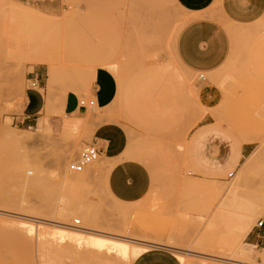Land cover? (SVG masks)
I'll return each instance as SVG.
<instances>
[{"label": "rangeland", "instance_id": "rangeland-1", "mask_svg": "<svg viewBox=\"0 0 264 264\" xmlns=\"http://www.w3.org/2000/svg\"><path fill=\"white\" fill-rule=\"evenodd\" d=\"M47 1L0 0V218L29 228L0 219V264L101 263L58 231L129 246L105 264H131L155 246L171 248L183 264H264V249L251 243L264 218V17L237 30L228 61L203 80L175 54L190 19L175 1ZM98 67L115 75V100L66 115L68 92L94 99ZM37 73L45 105L27 120ZM202 85L211 87V104L199 100ZM207 114L211 128L201 135L195 128ZM100 122L124 130L126 148L150 170L153 186L140 200L111 193L106 153L69 171ZM16 139L18 152H33L30 165L6 158ZM127 223L129 237L120 236Z\"/></svg>", "mask_w": 264, "mask_h": 264}, {"label": "crops", "instance_id": "crops-1", "mask_svg": "<svg viewBox=\"0 0 264 264\" xmlns=\"http://www.w3.org/2000/svg\"><path fill=\"white\" fill-rule=\"evenodd\" d=\"M177 5L190 15L180 29L174 44L175 54L179 62L186 68L197 73H212L220 69L229 59L232 52L230 27L244 29L255 26L264 17V0H174ZM48 7H59L61 0H48ZM42 64V63H34ZM46 65V64H44ZM38 74V73H37ZM39 75V74H38ZM43 77L40 76V86ZM49 83V82H48ZM118 83L115 75L106 68L98 67L93 83V97L99 108L109 107L116 98ZM210 86H201L198 97L204 105L211 104L208 93ZM45 96L36 88H31L26 96L27 120L43 109ZM79 105V97L68 92L64 112L66 115H79L86 111ZM211 116L205 115L197 124L195 131L205 135L211 128ZM93 143L97 144L101 153L110 159L107 166V182L111 193L122 201L133 202L143 198L152 184L148 167L131 153L127 146L124 130L111 122H100L96 127ZM132 154V153H131ZM264 219V218H263ZM17 238L21 234L14 233ZM251 243L264 249V223L257 226L252 235ZM131 264H183L171 248L164 246L152 247L139 254Z\"/></svg>", "mask_w": 264, "mask_h": 264}, {"label": "bare ground", "instance_id": "bare-ground-1", "mask_svg": "<svg viewBox=\"0 0 264 264\" xmlns=\"http://www.w3.org/2000/svg\"><path fill=\"white\" fill-rule=\"evenodd\" d=\"M174 1V0H173ZM176 2V1H175ZM21 7H23L22 5L20 6V8ZM19 8V9H20ZM22 9V8H21ZM25 10V9H24ZM23 12V11H22ZM23 14V13H22ZM25 15V14H24ZM187 19V18H186ZM185 22V21H184ZM180 26V25H179ZM178 26V27H179ZM179 28H181V27H179ZM180 30V29H179ZM179 30H178V32H179ZM230 30L232 31V34H235V33H237V31L235 30V29H233V28H231L230 27ZM176 32H177V30H176ZM52 68V67H51ZM53 72V71H52ZM52 72H50L51 74H50V78H51V76L54 74H52ZM53 78H54V76H53ZM53 78H51V79H53ZM50 82H51V80L49 81V83H48V85L49 86H52V85H50ZM52 82H54V81H52ZM57 82V81H56ZM54 84V83H53ZM66 94V93H65ZM54 96V95H53ZM66 95H64V97H65ZM48 98V97H47ZM61 98V97H60ZM62 99V98H61ZM55 101V100H54ZM50 103H51V101H49ZM52 102H53V100H52ZM49 103V104H50ZM48 104V103H47ZM56 104V103H55ZM49 108L51 107V105L49 106V105H47ZM19 136H20V134H19ZM15 139V138H14ZM21 142V139L20 140H13V142L11 143V145H12V147L11 148H9L8 147V149H6V151H5V156H6V158H8V159H10V160H19V159H23V157L26 159V160H24V162L26 163V164H28V165H30L29 164V161H28V158L29 157H32V158H35V157H33V152H28V151H26L24 154H21L20 152H18L19 150H17V145H18V143H20ZM19 147V146H18ZM132 153V154H131ZM131 153H129L128 154V156H133L134 154H133V152H131ZM138 157H140V158H142V159H144V160H146V159H148L145 155H143V154H139L138 155ZM146 158V159H145ZM79 159H80V157H79ZM78 159V160H79ZM77 161V160H76ZM9 162V161H8ZM72 163V162H71ZM70 163V164H71ZM69 164V165H70ZM89 165V164H88ZM36 170H35V174H36V180L38 179V178H42V177H38V176H40L41 175V172L44 170V168H43V170L41 169V166L38 168H35ZM28 171V170H27ZM26 171V172H27ZM30 171V170H29ZM69 171L70 172H76V171H72V170H70L69 169ZM81 172V171H80ZM29 173V172H28ZM33 173V172H32ZM35 177V176H34ZM35 179V178H34ZM35 180V181H36ZM34 181V182H35ZM37 181H39V180H37ZM25 182V181H24ZM28 182V181H27ZM31 183V182H30ZM37 183H39V182H37ZM40 183H42V181H41V179H40ZM35 185V184H34ZM31 186V185H30ZM153 186V185H152ZM10 199V198H9ZM1 219V221H2V223L4 224V225H24L23 223H24V219L22 220V222H19V221H14V220H9V219H6V218H0ZM21 219V218H20ZM19 219V220H20ZM21 221V220H20ZM25 222H27V221H25ZM31 224V223H30ZM129 224L130 223H127L126 225H125V227H124V229H123V234H119L120 236L121 235H123L124 237H129V236H125V235H127L126 234V232H128V229H129ZM32 225V224H31ZM25 227H27L26 226V223H25V225H24ZM29 226V225H28ZM22 227V226H21ZM31 227V226H30ZM35 227V226H34ZM37 227V226H36ZM35 227V228H36ZM28 228V227H27ZM35 228H34V230H35ZM29 229V228H28ZM27 229V231L29 232V231H31V233H33L32 231H33V229L32 228H30V230H28ZM37 229V228H36ZM23 230V229H22ZM25 232V231H24ZM51 232V231H50ZM53 232V231H52ZM30 233V232H29ZM35 233H39V232H37V230H35L34 231V234L33 235H35ZM44 233H48L49 234V232L47 231V230H45L44 231ZM58 233V235H55L56 237H59L61 234H59V233H62V235L60 236V238L63 240L64 239V241H66V240H68V239H71V241H72V243H75V245H77V246H79V248H85V247H89V248H91L93 251H95V253H96V257H97V262H101V263H99V264H105V262H103V261H108V259H109V256H110V254L112 253V252H119V253H123V254H126V251H127V249L129 248V246L126 244V243H124V242H118V241H114V242H107L106 240H102V239H98V238H93V237H90V238H84V237H82V236H79V234H74V233H72L71 235H70V233L67 235L68 237H67V239H65V236H66V233H68V232H64L63 233V231L62 232H60V231H58L57 232ZM96 233V232H95ZM247 233V230H244L243 232H242V234L241 235H245ZM53 233H51V235H52ZM54 234H55V232H54ZM53 234V235H54ZM74 234V235H73ZM99 234V233H98ZM32 235V236H33ZM50 235V236H51ZM52 235V236H53ZM65 235V236H64ZM106 235V234H105ZM52 236H51V238H52ZM54 236V237H55ZM89 236V235H88ZM34 237V236H33ZM38 236L36 235V237H34V238H37ZM55 237V238H56ZM95 237H98V236H95ZM55 238H52V239H55ZM60 238H58V239H60ZM116 238V237H115ZM118 238V237H117ZM58 239H56L57 241H58ZM106 239V238H105ZM122 239V238H121ZM127 239V238H126ZM60 241V240H59ZM70 241V240H69ZM120 241V240H119ZM84 242H85V244L86 245H88V246H84ZM149 245V244H148ZM131 246V245H130ZM144 250L146 249V248H143ZM146 251V250H145ZM141 252V250H140V248H139V246H133V252L132 253H134L135 255L136 254H138V253H140ZM241 253V255H242V257H245L246 258V255H244L245 253L243 252V254H242V251L240 252ZM114 255V254H113ZM112 255V256H113ZM133 255V254H132ZM112 256H110V258L112 257ZM114 257V256H113ZM125 257V256H124ZM179 259H181V262H182V258H179ZM262 259H263V261H264V254L262 255ZM242 260V259H241ZM244 261V260H243ZM206 264V263H205Z\"/></svg>", "mask_w": 264, "mask_h": 264}, {"label": "built area", "instance_id": "built-area-1", "mask_svg": "<svg viewBox=\"0 0 264 264\" xmlns=\"http://www.w3.org/2000/svg\"><path fill=\"white\" fill-rule=\"evenodd\" d=\"M203 80H205V75L201 73L200 76ZM29 81H31V88H38L40 87V75L35 74L33 77H31L29 79ZM79 105L83 108H88V106H90L91 108H94L95 106H97L96 100L95 99H90V100H81L79 101ZM26 119V118H25ZM32 127V126H29ZM101 149L100 147L95 144L92 143L90 145H87L83 150L82 153L80 155V159L77 161H73L70 165H69V169L72 171H76V172H80L83 171L85 169V167L88 164L93 163L94 161H96L100 155H101ZM264 223V219L260 220L257 224V226H262Z\"/></svg>", "mask_w": 264, "mask_h": 264}]
</instances>
